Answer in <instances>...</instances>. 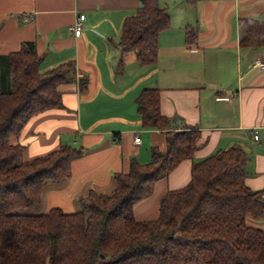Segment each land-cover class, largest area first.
Wrapping results in <instances>:
<instances>
[{"label":"trees","instance_id":"obj_1","mask_svg":"<svg viewBox=\"0 0 264 264\" xmlns=\"http://www.w3.org/2000/svg\"><path fill=\"white\" fill-rule=\"evenodd\" d=\"M140 2L117 46L152 66L171 14L159 0ZM239 26L242 47L264 46V20L241 16ZM197 39V28L187 27L186 44ZM41 61L34 40L0 54V264H264V229L250 223L264 218V190L246 183V150L234 144L196 160L201 130L162 113L159 87L144 88L137 106L143 126L164 131L167 146H153L146 163L132 157L127 171L115 173L114 192L91 190L79 198V211L38 212L45 187L65 180L85 149L63 143L24 160L26 145L12 138L38 115L63 107L60 84L78 81L83 91L89 83L73 61L45 72ZM187 158L193 159L190 182L161 196L158 217L138 219L135 205Z\"/></svg>","mask_w":264,"mask_h":264},{"label":"crops","instance_id":"obj_2","mask_svg":"<svg viewBox=\"0 0 264 264\" xmlns=\"http://www.w3.org/2000/svg\"><path fill=\"white\" fill-rule=\"evenodd\" d=\"M159 2L168 7L171 25L160 35L157 63L148 66L136 51L122 54L117 46L140 0H0V54L34 40L42 72L73 61L78 76L89 79L83 91L78 81L60 84L63 107L38 115L12 138L26 145L24 160L63 143L85 149L65 180L45 187L38 212L79 211V198L91 190L114 192L115 173L127 171L132 157L146 163L153 146H167L164 131L142 124L137 98L146 87L160 88L164 115L201 130L196 160L239 144L248 154L247 185L264 190V46L242 47L239 26L241 16L264 20V0H200L181 10H171L170 0ZM80 14L86 19L76 36L69 26ZM189 26L198 30L192 46L185 42ZM192 164L184 159L157 181L153 193L135 205L136 217H158L161 196L190 182ZM252 223L264 229V218Z\"/></svg>","mask_w":264,"mask_h":264},{"label":"built area","instance_id":"obj_3","mask_svg":"<svg viewBox=\"0 0 264 264\" xmlns=\"http://www.w3.org/2000/svg\"><path fill=\"white\" fill-rule=\"evenodd\" d=\"M85 19H86V15H85V14H80V15L76 18L75 22H73L72 24H70V26H69V30H70L73 34H75L76 36L81 35L82 32H83V29H84L83 22H84ZM255 138H256V139L259 138V135L257 134V132H256V134H255ZM141 141H142L141 137H140L139 135H137V136L135 137V142H136L137 144H140Z\"/></svg>","mask_w":264,"mask_h":264},{"label":"rangeland","instance_id":"obj_4","mask_svg":"<svg viewBox=\"0 0 264 264\" xmlns=\"http://www.w3.org/2000/svg\"><path fill=\"white\" fill-rule=\"evenodd\" d=\"M184 4H186V6H188L189 7V5L185 2L184 3V1L183 0H170V9L171 10H173V9H178V10H181V8H185L184 7ZM181 14V13H180ZM179 14V15H180ZM22 159H24V151H23V154H22ZM258 220H260V219H258ZM254 220H251L250 219V223L251 222H253ZM255 225V224H254Z\"/></svg>","mask_w":264,"mask_h":264}]
</instances>
